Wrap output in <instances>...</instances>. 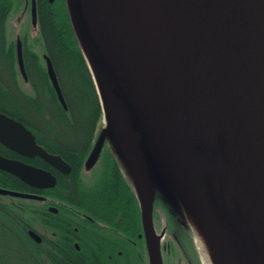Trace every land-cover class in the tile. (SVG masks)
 <instances>
[{"label": "water", "instance_id": "water-1", "mask_svg": "<svg viewBox=\"0 0 264 264\" xmlns=\"http://www.w3.org/2000/svg\"><path fill=\"white\" fill-rule=\"evenodd\" d=\"M121 1L66 0L103 113L87 165L96 162L109 141L139 204L148 264H156L157 257L163 264L159 242L165 227L156 233V197L175 208V201L179 203L194 237L181 198L152 153L146 174L137 166L134 180L110 125L109 95L101 96L102 86L174 150L216 225L230 264H264V0H166L176 90L174 77L165 81L163 73L146 62L148 48L140 46L121 18ZM43 57L66 110L53 65ZM18 64L26 80L19 49ZM0 143L24 156H39L64 174L70 171L60 156L38 146L22 124L1 114ZM0 168L36 188H51L56 182L51 173L24 164L3 159ZM194 243L199 253L195 238Z\"/></svg>", "mask_w": 264, "mask_h": 264}, {"label": "trees", "instance_id": "trees-1", "mask_svg": "<svg viewBox=\"0 0 264 264\" xmlns=\"http://www.w3.org/2000/svg\"><path fill=\"white\" fill-rule=\"evenodd\" d=\"M19 5L17 0H3L0 3V51L5 54V66L2 69L0 67V85L24 86L23 107L19 115L45 149L60 155L72 165L70 178L73 186L68 193L82 201L84 207L81 204L79 207L95 221L110 224L126 238L134 239L137 246L134 252L129 253V257L135 260V264H144L142 260L145 252L137 238L142 232L139 204L122 162L109 141L105 142L98 161L92 167L94 173L91 179L83 182L80 176L102 128L103 113L91 72L71 26L66 0H56L48 8L40 9L35 26L25 25L20 32L17 28L11 32L13 26L6 24L5 20L11 14L14 16L21 11ZM17 35L22 41L26 82L16 68L14 40ZM43 54L53 64L67 105L66 111L56 100L46 73ZM37 92H40L39 100ZM7 98L12 99V95L9 94ZM34 108L35 114L38 112L40 115V126L33 122ZM64 179L67 180V176H62L56 189L50 193L63 196L61 201L67 203L64 198L67 194ZM159 200L156 197L154 206L159 207L165 217V238L169 239L164 241L166 248L161 252L163 264H200L179 203L175 201V208L166 201L161 204ZM116 216L120 219L117 224ZM154 218L156 225L159 221L156 211ZM58 221H53V227ZM119 248L123 251L121 257H128L126 253L129 247L122 236L119 237Z\"/></svg>", "mask_w": 264, "mask_h": 264}, {"label": "flooded vegetation", "instance_id": "flooded-vegetation-1", "mask_svg": "<svg viewBox=\"0 0 264 264\" xmlns=\"http://www.w3.org/2000/svg\"><path fill=\"white\" fill-rule=\"evenodd\" d=\"M2 1L0 0V3ZM55 1L17 0V3L21 4V6L19 5L21 11L14 16L11 14L10 17L6 18L5 22L8 25L15 26L20 32L23 26L28 25L30 27L33 22L36 24L39 10L48 8ZM33 8L35 10L34 19H32ZM18 42L20 44L19 47ZM14 48L16 68L20 70L18 64L19 49L25 70L22 41L19 35L15 37ZM43 56L47 55H42L44 60ZM3 58H5V54L0 51L1 69L5 66ZM44 65L46 67L45 60ZM0 86H2V88L0 87V114L22 124L35 138L36 144L48 154H52L37 141V137L30 126L19 115V111L23 107L22 93L24 86ZM9 94L12 95V99L7 98ZM55 96L61 108L66 111L67 109L65 110L62 107L56 93ZM37 99H40V92H37ZM32 119L37 126H40L41 118L38 112L35 114V108ZM101 153L102 150L98 159ZM3 159L47 171L55 177L56 182L51 188L40 189L29 185L18 176L0 168V264H135V260L129 257V253L134 252L137 246L136 241L126 238L115 228L111 227L110 224L104 225L95 221L79 207V204L84 207L82 201L75 195L68 193V190H71L73 186L70 178L73 167L70 163L62 158L70 167V171L64 174L46 163L39 156H24L0 143V162ZM87 159L80 172L83 182H88L91 179L94 173L92 167L98 161L97 159L94 164L88 166ZM62 176H67V180L64 179L67 186V194L64 195V198L67 203L61 201L63 196H56L50 193L56 189ZM6 192L24 196L12 195ZM55 220L59 221L53 227V221ZM119 221V216H116L115 224ZM108 222H111L110 218ZM73 223L75 224L74 226L72 225ZM140 235H142V232L137 235V238L145 252V258L142 262L148 264L145 240ZM120 236L124 239V243L126 242V246L129 247L126 253L128 257H121L123 251L119 248Z\"/></svg>", "mask_w": 264, "mask_h": 264}, {"label": "bare ground", "instance_id": "bare-ground-1", "mask_svg": "<svg viewBox=\"0 0 264 264\" xmlns=\"http://www.w3.org/2000/svg\"><path fill=\"white\" fill-rule=\"evenodd\" d=\"M127 3L133 8H125L122 0L121 18L127 22L128 30L140 46L148 48L144 53L147 56L146 62L163 73L165 81H172L174 77L175 82L172 86L176 90L178 82L170 66L171 50L168 43L166 0H127ZM121 10L118 7V11ZM102 88V86L98 87L101 96L102 92L109 95L110 125L114 127L115 137L121 149L123 148L134 180H136L137 166L146 174L147 157L152 153L164 167L172 186L181 198L203 264H230L226 247L216 225L174 150L162 135L144 122L141 116ZM153 241L157 248V240L153 239ZM156 264H160L158 257Z\"/></svg>", "mask_w": 264, "mask_h": 264}, {"label": "rangeland", "instance_id": "rangeland-1", "mask_svg": "<svg viewBox=\"0 0 264 264\" xmlns=\"http://www.w3.org/2000/svg\"><path fill=\"white\" fill-rule=\"evenodd\" d=\"M123 2H124V5H125V8L127 7H132L133 8V6L132 5H128V3H127V0H123ZM128 8V9H129ZM15 26H13L10 30H11V32H12V30H13V32H14V30H15ZM104 124H106L105 122H104ZM106 126V125H105ZM183 210H184V208H183ZM184 214H185V212H184ZM157 215H158V218H159V221L156 223V225H155V231H156V233L157 234H160V232L162 231V227H164V225H165V222H164V217H163V215H161L159 212H157ZM186 215V214H185ZM191 231V230H190ZM190 234H191V232H190ZM191 237L193 238V241H194V237L192 236V234H191ZM167 240H169L167 237L165 238V240L163 239V241H167ZM162 241V239L160 240V242H159V244L160 245H162V243L164 244V242ZM166 245V244H165ZM194 245H195V243H194ZM195 249H196V247H195ZM196 252H197V254H198V259H199V262H200V264H203V262H202V259H201V257H200V253H198V251L196 250Z\"/></svg>", "mask_w": 264, "mask_h": 264}]
</instances>
